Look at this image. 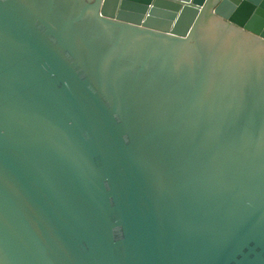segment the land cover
Returning <instances> with one entry per match:
<instances>
[{"label":"water","instance_id":"95a60500","mask_svg":"<svg viewBox=\"0 0 264 264\" xmlns=\"http://www.w3.org/2000/svg\"><path fill=\"white\" fill-rule=\"evenodd\" d=\"M0 264H264V0H0Z\"/></svg>","mask_w":264,"mask_h":264}]
</instances>
